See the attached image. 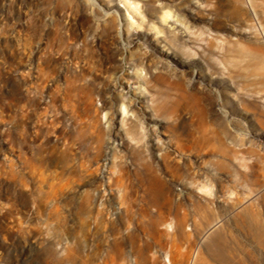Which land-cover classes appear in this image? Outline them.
I'll return each instance as SVG.
<instances>
[{
    "label": "rangeland",
    "instance_id": "374dc122",
    "mask_svg": "<svg viewBox=\"0 0 264 264\" xmlns=\"http://www.w3.org/2000/svg\"><path fill=\"white\" fill-rule=\"evenodd\" d=\"M0 0V264H264V0Z\"/></svg>",
    "mask_w": 264,
    "mask_h": 264
},
{
    "label": "bare ground",
    "instance_id": "6f19581e",
    "mask_svg": "<svg viewBox=\"0 0 264 264\" xmlns=\"http://www.w3.org/2000/svg\"><path fill=\"white\" fill-rule=\"evenodd\" d=\"M8 8V12L10 11V0L8 1V4L6 6Z\"/></svg>",
    "mask_w": 264,
    "mask_h": 264
}]
</instances>
